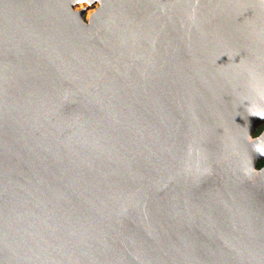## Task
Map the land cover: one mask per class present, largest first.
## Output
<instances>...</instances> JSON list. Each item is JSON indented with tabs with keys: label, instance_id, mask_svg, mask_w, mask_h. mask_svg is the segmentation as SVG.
<instances>
[{
	"label": "water",
	"instance_id": "95a60500",
	"mask_svg": "<svg viewBox=\"0 0 264 264\" xmlns=\"http://www.w3.org/2000/svg\"><path fill=\"white\" fill-rule=\"evenodd\" d=\"M263 126L264 0H0V264H264Z\"/></svg>",
	"mask_w": 264,
	"mask_h": 264
},
{
	"label": "rangeland",
	"instance_id": "374dc122",
	"mask_svg": "<svg viewBox=\"0 0 264 264\" xmlns=\"http://www.w3.org/2000/svg\"><path fill=\"white\" fill-rule=\"evenodd\" d=\"M81 7H85V4L82 5ZM95 9H96V7H94V6H92V7L89 8V10L87 11L86 19H88V17L91 15V13L93 11H95ZM263 128H264V126L259 129V131H258L257 134H259Z\"/></svg>",
	"mask_w": 264,
	"mask_h": 264
},
{
	"label": "trees",
	"instance_id": "16d2710c",
	"mask_svg": "<svg viewBox=\"0 0 264 264\" xmlns=\"http://www.w3.org/2000/svg\"><path fill=\"white\" fill-rule=\"evenodd\" d=\"M264 164V160L259 163V166H262Z\"/></svg>",
	"mask_w": 264,
	"mask_h": 264
},
{
	"label": "flooded vegetation",
	"instance_id": "af4514ba",
	"mask_svg": "<svg viewBox=\"0 0 264 264\" xmlns=\"http://www.w3.org/2000/svg\"><path fill=\"white\" fill-rule=\"evenodd\" d=\"M263 129H264V128H263ZM263 129H262V130H263ZM262 130H261V131H262ZM263 165H264V164H263ZM263 165H262V166H263ZM262 166H260V167H262Z\"/></svg>",
	"mask_w": 264,
	"mask_h": 264
}]
</instances>
